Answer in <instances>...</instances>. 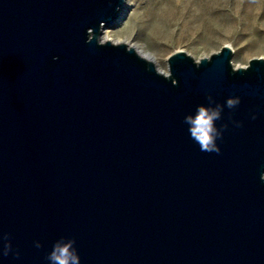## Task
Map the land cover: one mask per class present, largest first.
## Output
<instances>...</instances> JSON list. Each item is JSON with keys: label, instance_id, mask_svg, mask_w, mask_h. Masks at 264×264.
<instances>
[{"label": "water", "instance_id": "water-1", "mask_svg": "<svg viewBox=\"0 0 264 264\" xmlns=\"http://www.w3.org/2000/svg\"><path fill=\"white\" fill-rule=\"evenodd\" d=\"M126 5L0 0V264H49L61 237L80 264H264V58L181 50L164 72L102 39ZM209 94L219 154L184 122Z\"/></svg>", "mask_w": 264, "mask_h": 264}, {"label": "rangeland", "instance_id": "rangeland-1", "mask_svg": "<svg viewBox=\"0 0 264 264\" xmlns=\"http://www.w3.org/2000/svg\"><path fill=\"white\" fill-rule=\"evenodd\" d=\"M123 24L108 30L113 41L133 45L168 72V57L185 51L195 59L233 51L234 66L264 58V0H129Z\"/></svg>", "mask_w": 264, "mask_h": 264}, {"label": "clouds", "instance_id": "clouds-1", "mask_svg": "<svg viewBox=\"0 0 264 264\" xmlns=\"http://www.w3.org/2000/svg\"><path fill=\"white\" fill-rule=\"evenodd\" d=\"M206 98L208 105H197L195 113L186 115L184 122L189 126L190 137L199 144L201 151L219 154L220 148L217 146L216 140L222 138L223 131L227 129L228 125L223 124L218 129L216 121L221 119L225 105L217 103L210 94ZM240 102L239 96H231L227 98L226 106L229 109H235ZM252 119H256V116L253 115ZM234 123L237 127L242 126L241 122L234 121ZM261 180H264V173H261ZM4 241L2 253L4 256H8L12 252L8 234H5ZM75 244V238L61 237L55 241L51 251L47 253L46 260L49 264H80V256ZM35 247L41 248L42 244L36 241ZM14 255L18 258L19 252L16 251Z\"/></svg>", "mask_w": 264, "mask_h": 264}, {"label": "bare ground", "instance_id": "bare-ground-1", "mask_svg": "<svg viewBox=\"0 0 264 264\" xmlns=\"http://www.w3.org/2000/svg\"><path fill=\"white\" fill-rule=\"evenodd\" d=\"M130 11V4H129V0H127V5L125 7V9L123 10L122 14L120 15L119 20L117 21V23L115 24V26L110 27V28H106L104 29V32L102 34V39L103 40H110L113 43H119L120 41H113L111 40L106 34L108 32V30H114L117 29L118 27H120L123 24V21L126 19V17L128 16V13ZM129 45V44H128ZM133 46V45H130ZM143 53V52H142ZM144 54V53H143ZM154 59V58H153ZM155 60V59H154Z\"/></svg>", "mask_w": 264, "mask_h": 264}]
</instances>
